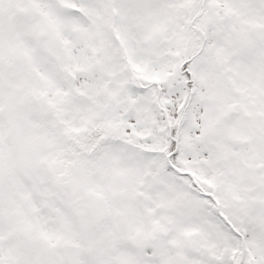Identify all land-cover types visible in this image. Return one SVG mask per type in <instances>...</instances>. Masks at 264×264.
<instances>
[{"label": "snow or ice", "instance_id": "6c2138e0", "mask_svg": "<svg viewBox=\"0 0 264 264\" xmlns=\"http://www.w3.org/2000/svg\"><path fill=\"white\" fill-rule=\"evenodd\" d=\"M0 264H264V0H0Z\"/></svg>", "mask_w": 264, "mask_h": 264}]
</instances>
